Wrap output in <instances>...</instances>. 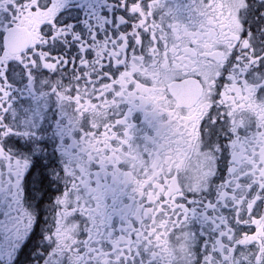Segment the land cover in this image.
Instances as JSON below:
<instances>
[{
	"label": "snow or ice",
	"instance_id": "6c2138e0",
	"mask_svg": "<svg viewBox=\"0 0 264 264\" xmlns=\"http://www.w3.org/2000/svg\"><path fill=\"white\" fill-rule=\"evenodd\" d=\"M132 3L135 0H64L55 20L60 31L45 25L48 43L36 46L50 52L47 60L51 63H41L40 54L33 53L31 48L26 61L0 60V160H6L0 164V264H105V255L116 257L117 251L124 254L119 256L118 262L109 260V264H165L162 256L154 254L155 245L150 243L151 238L144 240L138 234L141 228L134 227L130 221L124 223L129 215L135 216L141 225L146 219L140 213L147 198L132 186L128 164L102 160L96 154L87 134L95 132L99 135L104 130L103 126L95 128L88 123L85 128L84 123L76 119L75 105L72 112L66 111L51 79L62 74L59 79L69 83L77 71L83 73L87 70L85 60L91 62L97 58V50L92 45L106 39L110 44L113 41L122 44V31L130 33L126 51L132 53L138 49L143 52L146 45L137 44L135 35L131 34L132 22L120 21ZM179 8L177 4L175 11ZM251 8L250 19L254 22L244 21L249 27L242 36L255 33L259 42L264 43V30L260 27L264 24V0H255ZM164 20L165 16H160L161 25L156 26L161 45ZM12 22L10 15L5 22L6 27H0V39ZM140 31L144 41L156 42L152 31ZM3 51L0 46V55ZM244 51L249 49L246 47ZM253 55L259 58L258 62L247 72H240L246 79L253 72H264V48L253 52ZM123 67L115 65L105 54L101 73L111 72L112 75L102 76L101 80L110 83ZM86 80L87 77L80 76L75 83ZM218 80L217 100L224 84L231 82L226 74ZM119 87L116 85L117 89ZM132 87L134 85H129ZM77 91L73 85L69 94L75 96ZM259 93H264V86L260 87ZM107 95L111 98L116 93ZM119 99V105L114 104L109 109L108 119L114 121L113 130L119 131L121 136L124 129L129 133L135 132L133 121L138 113L143 112L146 127L155 134L150 132L143 136L142 154L164 162L166 147L174 143L171 139L174 134L170 131V123L165 122L164 111L138 96ZM86 119H90L87 114ZM202 125L211 128L203 138L206 141L204 147L211 149L214 155L215 171L210 174L206 188L186 191L177 197L176 202L181 207L175 209L173 216L178 214L182 227L198 237L195 264H217V261H222V264H252L256 258L255 251H259L257 243H235V238L244 233H254L257 226L240 223V220L251 219L247 209L238 220L234 201L222 195V192L232 191L236 169L246 162L248 145L243 146L239 156L235 155L233 141L237 132L232 130L233 119L223 103L213 105ZM238 131L249 134L245 128ZM128 143L140 147L134 139ZM251 143L258 147L255 136H252ZM174 151L178 152L179 147ZM168 162L173 163V160ZM178 163L180 161H175ZM67 199L75 201V205L67 206L77 208L75 215L83 223L78 240L70 248L61 249L53 233L56 232L57 213L65 207ZM262 206L264 200H258L251 216L258 217ZM117 222L121 226L114 228ZM117 234L123 239L120 248L113 251V237ZM144 235H147L146 231ZM233 244L235 251L230 252ZM248 252L251 256L246 259L242 253Z\"/></svg>",
	"mask_w": 264,
	"mask_h": 264
},
{
	"label": "flooded vegetation",
	"instance_id": "af4514ba",
	"mask_svg": "<svg viewBox=\"0 0 264 264\" xmlns=\"http://www.w3.org/2000/svg\"><path fill=\"white\" fill-rule=\"evenodd\" d=\"M177 4L180 5L179 11H175ZM254 4L255 0H147L146 7L145 0H135L128 7L127 14L121 15L120 21L132 22L131 34L135 35L137 44L146 45L143 52L134 49L128 53L130 33L122 31V44L115 41L110 44L106 39L92 45L97 50V58L91 62L85 60L87 70L83 73L77 71L69 83L59 79L62 74L51 78L66 111L72 112L75 105L76 119L83 122L85 128L88 123L95 128L103 126L104 130L99 135L95 132L87 134L96 154L102 160L128 164L132 186L147 198L140 213L146 219L141 225L135 216L129 215L124 223L130 221L134 227L141 228L138 234L144 240L151 238L150 243L155 245L154 254L162 256L165 264H195L198 237L182 227L183 222L178 219V214L174 217L173 212L181 207L176 202L178 196L186 191L206 188L210 174H214V155L211 149L204 147L206 141L203 138L204 133L211 132V128L204 127L202 122L212 112L213 105L221 103L227 106L233 119L232 130L237 132L233 141L235 155L239 156L243 146L248 145L246 162L236 169L232 191L222 192V195L234 201L238 220L247 209L251 219L240 220V223H254L256 231L236 237L235 243L247 245L256 242L259 251L253 250L256 258L252 264H264V206L258 217L251 216L257 201L264 200V191H261L264 189V93H259L260 87L264 86V72H253L247 79L240 74L258 62L259 58L253 52L264 48V43L259 42L255 33L242 36L249 27L244 21L249 20V24L254 22L250 19L251 5ZM63 6L64 0H23V3L20 0H0V27H6L8 17H13L11 27L0 39L4 50L0 60L26 61L31 55L28 53L31 48L33 53L40 54L41 63H51L47 60L50 52L36 46L48 43L45 25L60 31L55 20ZM153 13L156 15L153 16ZM162 15L165 20L161 45L156 26L161 25ZM260 27L264 30V24ZM141 29L152 31L156 42L144 41ZM246 47L249 49L247 52L244 51ZM105 54L115 65H124L110 83L101 80L102 76L112 75L111 72L101 73ZM93 73L96 75L93 76ZM225 74L231 82L224 84L217 100L218 78ZM80 76L87 77V80L76 84ZM73 85L78 89L75 96L69 94ZM116 85L120 86L119 89ZM129 85L134 87L129 88ZM109 92L116 95L110 98L107 95ZM127 96H138L164 111L165 122L170 123V131L174 134L171 137L174 143L166 147L164 162L142 154V138L151 132L144 123L143 112L138 113L133 121L135 132L129 133L124 129L121 136L119 131L113 130L114 121L108 119L109 109L114 104L119 105L120 97ZM94 98H97L95 102ZM86 114L90 119H86ZM240 128H245L249 134L240 133ZM252 136H255L258 147L251 143ZM132 139L140 147L129 144ZM177 147L178 152L174 151ZM170 159L173 163L168 162ZM175 161L180 163L175 164ZM5 162L0 160V164ZM128 202L132 203L131 200ZM68 204L75 205V201L67 199L65 207L59 210L56 232L53 233L61 249L70 248L82 230L83 222L75 215L77 208H69ZM120 226L117 222L113 227ZM145 231L147 235H144ZM232 231L235 232L234 229ZM122 239L118 234L113 237V251L120 248ZM223 246L227 247L226 244ZM233 251L234 244L230 249V252ZM123 254V251H117L116 257L105 255V264H109V260L118 262ZM242 255L248 259L251 252ZM217 264H222V261H217Z\"/></svg>",
	"mask_w": 264,
	"mask_h": 264
}]
</instances>
